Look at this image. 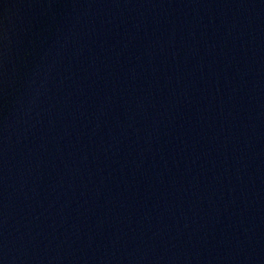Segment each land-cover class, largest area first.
<instances>
[{"label":"water","instance_id":"95a60500","mask_svg":"<svg viewBox=\"0 0 264 264\" xmlns=\"http://www.w3.org/2000/svg\"><path fill=\"white\" fill-rule=\"evenodd\" d=\"M0 264H264V0H0Z\"/></svg>","mask_w":264,"mask_h":264}]
</instances>
